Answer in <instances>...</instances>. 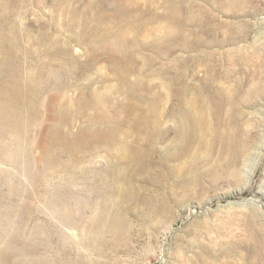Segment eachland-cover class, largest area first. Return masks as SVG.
<instances>
[{
  "label": "rangeland",
  "instance_id": "obj_1",
  "mask_svg": "<svg viewBox=\"0 0 264 264\" xmlns=\"http://www.w3.org/2000/svg\"><path fill=\"white\" fill-rule=\"evenodd\" d=\"M242 7V0H0L9 51L4 57L0 44V83L24 77L13 97L25 120V164L11 161V147L0 150V264H264V2L251 1L248 13ZM197 119L208 144L195 137ZM216 129L237 132L238 148L249 132L246 152L224 150ZM63 143L78 152L48 165L40 159ZM115 166L120 177L133 175L124 196L135 200L122 197L117 248L109 234L103 252L91 255L78 244L90 204L74 195L94 199ZM64 184L80 223L61 231L77 243L62 240L49 215L51 193L65 192ZM18 230L21 239H11Z\"/></svg>",
  "mask_w": 264,
  "mask_h": 264
},
{
  "label": "bare ground",
  "instance_id": "obj_2",
  "mask_svg": "<svg viewBox=\"0 0 264 264\" xmlns=\"http://www.w3.org/2000/svg\"><path fill=\"white\" fill-rule=\"evenodd\" d=\"M16 1V0H15ZM243 1V7H242V11L244 13H248L250 12V8H249V5L251 4V1L253 0H242ZM262 2H264V0H259ZM107 2V1H106ZM16 3V2H15ZM11 5V4H9ZM13 5V4H12ZM258 5V4H257ZM133 6V5H132ZM8 7V6H7ZM101 8V7H100ZM113 8V7H112ZM132 8V7H131ZM10 9V8H9ZM12 9V8H11ZM77 10H80V9H77ZM127 10V9H125ZM124 10V12H125ZM257 10H260L257 8ZM5 11V10H4ZM12 11V10H11ZM6 12V11H5ZM101 12V11H100ZM10 13V12H9ZM87 13V12H86ZM110 13V12H109ZM3 14V13H2ZM7 14V13H6ZM82 14V13H81ZM128 14V13H127ZM146 14V12H145ZM5 15V14H4ZM126 15V14H125ZM78 16V15H77ZM124 16V15H123ZM120 17V16H119ZM83 19V18H82ZM130 19V18H129ZM99 20V19H98ZM111 20V19H110ZM101 21V20H100ZM115 21V20H114ZM113 21V22H114ZM111 22V21H110ZM117 22V21H116ZM123 22V21H122ZM96 24V23H95ZM99 24V23H98ZM124 24V23H123ZM97 25V24H96ZM248 24L245 23L244 26H245V29H246V26ZM121 26V25H120ZM119 26V28H120ZM243 26V25H242ZM91 27V26H89ZM97 27V26H96ZM95 27V28H96ZM248 27V26H247ZM16 28V27H14ZM117 28V27H116ZM244 28V27H243ZM87 29V28H86ZM89 29V28H88ZM94 29V28H93ZM92 30V29H91ZM106 31V30H105ZM113 31V30H112ZM244 31V30H243ZM248 31V30H247ZM31 32V31H30ZM122 32V31H121ZM13 33V32H12ZM84 33V32H83ZM119 33V32H118ZM248 33V32H247ZM30 34V33H29ZM32 34V33H31ZM46 34V33H45ZM48 34V32H47ZM86 34V33H85ZM88 34V33H87ZM248 35V34H247ZM4 36H5V33H4ZM39 36V35H38ZM37 36V38H38ZM45 36V35H44ZM81 36V35H80ZM243 36V35H242ZM247 37V36H246ZM33 38V36H32ZM83 38V36H82ZM111 38V36H110ZM115 38V36H114ZM113 38V39H114ZM233 38V36H232ZM231 38V39H232ZM25 39V38H24ZM39 39V38H38ZM85 39V38H84ZM22 40V39H21ZM51 40V39H50ZM111 40V39H110ZM185 40V39H184ZM40 41V40H39ZM57 41V39H56ZM187 41V40H186ZM37 42V41H36ZM43 42V38H42V41ZM184 42V41H183ZM5 38L3 36L0 37V44L4 45L3 46V49L1 50L2 54H4V57H7L9 51L7 50L5 44ZM24 43V42H23ZM108 43V42H107ZM22 44V43H21ZM64 44V43H63ZM17 45V44H16ZM31 45V44H30ZM43 45V43H42ZM111 45V44H110ZM109 45V46H110ZM38 46V45H37ZM107 46V45H106ZM105 46V47H106ZM112 46V45H111ZM132 46V45H131ZM186 46H187V43H186ZM14 47V46H13ZM34 48V47H33ZM51 48V47H50ZM54 48V46H53ZM58 48V47H57ZM64 48V47H63ZM1 49V48H0ZM109 49V48H108ZM243 49V47H242ZM35 50V49H34ZM58 50V49H57ZM256 50V49H255ZM258 51V50H257ZM49 52V51H48ZM122 52V51H121ZM130 52V51H129ZM15 53V52H14ZM54 53V52H53ZM259 53V52H258ZM261 53V51H260ZM17 54V53H16ZM46 54V53H45ZM43 54V55H45ZM249 54V53H248ZM252 54L253 51H252ZM256 52H255V55L256 56ZM128 55V54H127ZM130 55V54H129ZM251 55V54H249ZM259 55V54H257ZM248 56V55H247ZM1 57V55H0ZM47 57V56H46ZM51 57V56H50ZM65 57V56H64ZM131 57V56H130ZM252 57V56H249L248 59ZM17 58V57H16ZM45 58V57H44ZM261 58V57H260ZM262 60V59H261ZM263 61V60H262ZM51 62V61H50ZM62 63V62H60ZM5 64V62H0V67L1 65ZM52 64V63H51ZM50 64V65H51ZM57 64V63H56ZM72 64V63H70ZM62 65V64H60ZM46 66V65H45ZM73 66V65H72ZM57 67V66H56ZM70 67V66H69ZM54 68V67H53ZM51 69V68H50ZM71 70V69H70ZM47 71V70H46ZM16 73V72H15ZM56 75V74H55ZM68 76V75H67ZM11 77V76H10ZM52 77V75H51ZM6 79V78H4ZM65 79V78H64ZM22 80H24V77L20 74V72H18V75L16 74L15 78H12L10 79L9 81H7L5 84H2L0 83V115L2 117V121H0V150H5L6 148L8 147H11L12 148V157H11V161L13 163H17V164H25V162L23 161L22 159V155L24 154V136H23V133L24 131L22 130V124L25 123V120L23 119V116L21 115V113L19 112V107H20V103L17 104L15 98L13 96H15V91L17 90L18 86L20 85V83L22 82ZM66 80V79H65ZM23 84V83H22ZM24 87V86H23ZM258 89V88H257ZM261 89V88H260ZM99 91V90H98ZM102 92V91H100ZM95 94V93H94ZM198 94V93H197ZM237 94V93H236ZM254 94V93H253ZM252 94V95H253ZM23 95V94H22ZM96 95V94H95ZM94 95V96H95ZM98 97V96H97ZM186 97V96H185ZM188 97V96H187ZM236 97V96H235ZM233 95L231 96H228V100L230 103H233L236 101V99ZM91 98V97H90ZM107 98V97H106ZM25 99V98H24ZM36 99V98H35ZM89 99V98H88ZM104 99V98H103ZM184 99V98H183ZM187 99V98H186ZM196 99V98H195ZM243 99V98H242ZM241 99V100H242ZM105 100V99H104ZM180 100V99H179ZM199 100V99H198ZM211 100V99H210ZM183 101V100H182ZM185 101V100H184ZM201 101V99H200ZM221 101V100H220ZM109 102V101H108ZM180 102V101H179ZM190 102V101H189ZM224 102V101H223ZM242 102V101H241ZM99 105H103V100L102 99H99ZM183 103V102H182ZM226 103V102H225ZM243 103V102H242ZM32 104V103H31ZM94 104V103H93ZM107 104V103H106ZM198 104V103H197ZM200 104V102H199ZM188 105V104H187ZM186 105V106H187ZM191 105V104H190ZM241 105V104H240ZM180 106V104H179ZM185 106V104H184ZM195 106V105H194ZM105 107V106H104ZM189 107V106H188ZM187 107V108H188ZM222 107V106H221ZM201 108V106L199 107ZM25 109V108H24ZM100 109V108H99ZM198 109V108H197ZM206 109V108H204ZM234 109V108H233ZM212 110V109H211ZM217 110V109H216ZM215 110V112H216ZM220 110V109H218ZM197 111V110H196ZM200 112V110H198ZM204 111V110H203ZM202 112V111H201ZM205 112V111H204ZM221 112V111H220ZM223 112V111H222ZM181 113V112H180ZM214 113V112H213ZM218 113V112H216ZM60 114V113H59ZM166 114V113H165ZM197 114V112H196ZM221 114V113H220ZM233 114V113H232ZM111 115V114H110ZM153 115V114H152ZM206 115V113H205ZM210 115V114H209ZM214 115V114H212ZM216 115V114H215ZM224 115V114H223ZM192 116V115H191ZM195 116V115H194ZM193 116V117H194ZM117 117V116H116ZM161 117V116H160ZM197 117V115H196ZM214 117V116H213ZM198 118V117H197ZM224 118V117H222ZM227 118V117H226ZM64 119V118H63ZM67 119V118H66ZM196 119V118H195ZM211 119V118H210ZM214 119V118H213ZM218 119V118H217ZM228 119V118H227ZM233 119V118H232ZM69 120V119H67ZM113 120V119H112ZM208 119H206L207 121ZM3 121L5 122V124H3ZM106 121V120H105ZM193 121V120H192ZM209 121V120H208ZM107 122V121H106ZM161 122V121H160ZM214 122V121H213ZM233 122V121H232ZM192 123V122H191ZM207 123V122H206ZM239 123V122H238ZM108 124V122H107ZM215 124V123H214ZM218 124V123H217ZM221 124V123H219ZM229 124V123H228ZM183 126V125H182ZM185 126V125H184ZM205 126L204 123H203V120L202 119H197V124H196V128L199 129V133L198 135H196L195 137L196 138H199L200 139V142L201 143H204V144H208L206 138L203 140L202 138H204V132H206L205 130L202 129V127ZM238 126V125H236ZM159 127V126H158ZM181 127V126H180ZM192 127V125H191ZM190 127V129H192ZM206 127V126H205ZM217 127V126H215ZM221 127V126H220ZM234 127V126H233ZM232 127V128H233ZM146 128V127H145ZM186 128V127H185ZM209 128V127H207ZM229 128V127H228ZM237 128V127H236ZM239 128V127H238ZM202 129V130H201ZM241 129V128H240ZM50 130V129H49ZM89 130V129H88ZM213 130V129H212ZM217 130V129H216ZM235 130V129H234ZM195 131V130H194ZM192 131V132H194ZM242 131V130H241ZM245 131V130H244ZM50 132V131H49ZM84 132V131H83ZM110 132V131H109ZM216 134L214 138L217 139L216 143L220 144L222 146V148L224 150H230V151H236L238 153L242 152V151H245L246 150V146H247V143L249 142V132H247L246 134H244L243 136V140L241 142V148L237 145L236 143V140L238 139L237 137V132L234 134V136L228 132H221L220 130H217V131H214ZM219 132V133H218ZM240 132V130L238 131ZM58 133V132H57ZM151 133V132H150ZM155 133V132H154ZM181 133V131H180ZM207 133V132H206ZM241 133V132H240ZM71 134V133H70ZM182 134V133H181ZM195 134V133H194ZM63 136H67L66 133L65 134H62ZM168 135V134H167ZM241 135V134H240ZM129 136V135H128ZM138 136V135H137ZM151 136V135H149ZM185 136V135H183ZM7 137H10L11 139V143L9 144V142L6 141V138ZM49 137V135H48ZM153 138V135L151 136ZM167 137V136H166ZM189 137V136H188ZM193 136V138H195ZM240 137V136H239ZM52 138V137H51ZM155 138V137H154ZM153 138V139H154ZM147 139V138H146ZM172 139V138H171ZM208 139V138H207ZM48 140V139H47ZM152 140V139H151ZM176 140V139H175ZM196 139H194L195 141ZM140 141V140H139ZM147 141V140H146ZM166 141V140H165ZM178 141V140H177ZM176 141V142H177ZM182 141V139H181ZM45 143L43 144L44 146L47 144L46 141H44ZM148 142V141H147ZM155 142V141H154ZM240 142V141H239ZM158 143V142H157ZM183 143V142H182ZM194 143H197L198 144V141L197 142H194ZM193 143V144H194ZM200 143V147H201V144ZM215 143V144H216ZM141 144V143H140ZM184 144V143H183ZM79 145V144H78ZM101 145V144H100ZM126 145V144H125ZM142 145V144H141ZM165 145V144H164ZM173 145V144H172ZM182 145V144H181ZM185 145V144H184ZM189 145V144H188ZM43 146V147H44ZM156 146V145H155ZM197 146V145H196ZM199 146V145H198ZM54 147V146H53ZM50 146L46 147V149H44V152H43V157L44 158H40L43 160H47L46 164L48 165L49 164H52L51 161L52 160H58V162H61L64 157H70V156H73L75 155V152H78L77 151V148L71 144V143H67L66 145H64V143L62 144V147L60 148V150H57L55 151L54 148ZM74 147L76 149H74ZM136 147V146H135ZM138 147V146H137ZM143 147V146H142ZM166 147V146H165ZM179 147V146H178ZM185 147V146H184ZM242 147L244 149H242ZM42 148V147H41ZM82 148V147H81ZM121 148V147H120ZM141 148V147H140ZM138 148V149H140ZM146 149V148H145ZM145 149H143L142 151H144ZM153 149V148H152ZM155 149V148H154ZM170 149V148H169ZM197 149V148H196ZM195 149V150H196ZM78 150H79V147H78ZM186 150H189V149H186ZM185 149L183 151H186ZM194 150V151H195ZM214 150V149H213ZM179 151V150H178ZM42 152V151H41ZM81 152V150H80ZM84 152V150H83ZM117 152V151H116ZM138 152V151H137ZM152 152V151H151ZM176 152V151H174ZM196 152V151H195ZM246 152V151H245ZM86 153V152H85ZM90 153V152H89ZM150 153V152H149ZM187 153V151H186ZM146 154V153H145ZM151 154V153H150ZM149 154V155H150ZM185 154V153H184ZM195 154V153H192V155ZM233 154V153H232ZM94 155V154H93ZM84 156V155H83ZM186 156V155H185ZM231 156V155H230ZM233 156V155H232ZM238 156V155H237ZM42 157V156H41ZM117 157V156H116ZM143 157V155H142ZM177 157V156H176ZM179 157V156H178ZM194 157V155H193ZM197 157V156H196ZM240 157V156H239ZM111 158V157H110ZM139 158V157H138ZM149 158V157H148ZM186 158V157H185ZM39 159V160H40ZM73 159V158H72ZM196 159V158H195ZM200 159V158H198ZM76 160V159H75ZM138 160V159H137ZM143 160V159H142ZM182 160V159H181ZM192 160V159H190ZM1 161V160H0ZM37 161V160H36ZM67 161V160H66ZM160 161V160H158ZM173 161V160H172ZM175 161V160H174ZM65 162V161H64ZM63 162V163H64ZM79 162V160H78ZM169 162V161H168ZM137 163H140V162H137ZM149 163V161H148ZM194 163V162H193ZM197 163V162H196ZM62 164V163H60ZM76 164V163H75ZM191 164V163H190ZM137 165V164H135ZM140 165V164H138ZM171 165V164H170ZM169 165V166H170ZM182 165V164H181ZM177 166V165H176ZM88 167H90L88 165ZM106 167V166H104ZM132 167V166H131ZM138 167V166H137ZM143 167V166H142ZM141 167V168H142ZM158 167V166H157ZM191 167V165H190ZM97 168V167H96ZM107 168V167H106ZM147 168V167H146ZM149 168V167H148ZM193 168V167H191ZM39 169V168H38ZM127 169V168H126ZM125 169V171H126ZM180 169V168H179ZM92 170V169H91ZM105 170V169H103ZM109 170V169H108ZM130 170V166L128 167V171ZM79 171V170H78ZM77 171V172H78ZM101 171V170H100ZM124 171V172H125ZM127 171V172H128ZM138 171V170H137ZM146 171V170H145ZM176 171V170H175ZM110 178H107V181L103 182L105 183V188L106 190H102L101 192H95L94 194L96 195L94 199H85L83 198L80 194L78 195H74L76 197L75 199V202L77 204H82V203H88L90 205L89 206V211H90V214L87 216L88 218V228H86L85 230H82L81 231V239H79L78 241V244L79 245H82V248H84V250L88 251L91 255H96V254H100L102 253V249L105 247V245L108 243V242H111V239L109 240L108 236L109 234H112L111 237H114L113 240H115L113 242V245L115 248H117V245H118V240H119V235H120V232L122 231V223L124 221V219L122 218L121 214H120V211H119V207L121 206V201L123 200L122 197H124V201L125 199L128 201V203H133L135 198L130 194L128 195L126 198L124 196V192L125 190L127 191L126 187L124 186L125 184L127 185L128 189H131L132 187V183L133 182V179H132V176L129 178L127 176V174L125 175H121V177L119 176L120 175V170H119V166H115V167H112L110 170ZM132 172V171H131ZM155 172V171H153ZM157 172V171H156ZM185 172V171H184ZM198 172V171H197ZM44 173V172H43ZM101 173H104L101 171ZM138 173V172H137ZM169 173V172H168ZM196 173V172H195ZM105 174V173H104ZM124 174V173H123ZM159 174V173H158ZM197 175V174H195ZM54 176V175H53ZM85 176V175H84ZM93 176V175H92ZM100 176V175H99ZM119 176V178H117ZM173 176V175H172ZM182 176V175H181ZM180 176V177H181ZM89 177V175H88ZM94 177V176H93ZM75 178V177H74ZM87 179V178H86ZM85 179V180H86ZM135 179V178H134ZM82 181V180H81ZM139 181V180H138ZM160 181V180H159ZM174 181V180H173ZM200 181V180H199ZM64 182V181H63ZM166 182V181H165ZM203 182V181H201ZM92 183V182H91ZM95 183V182H94ZM193 183V182H192ZM98 184V183H97ZM183 184V183H182ZM191 184V183H190ZM198 184V183H197ZM51 185V184H49ZM56 185V184H55ZM70 185V184H69ZM172 185V184H171ZM193 185V184H192ZM202 185V184H200ZM90 186V185H89ZM88 186V187H89ZM123 186V187H122ZM68 184H64V188L65 189V192H60V191H56V190H53L52 193H51V205H50V218L51 219H54V222H55V225L56 227L58 228L59 232V236L62 240L64 241H73V242H76L75 240H73L74 238H72V236L70 234H66L64 233V231H61L63 227H66L67 228H76V229H79V223L80 222H77L76 219L74 218V214H73V210L71 209L70 210V207H69V203L72 202V200L70 199L69 197V188H68ZM96 187V186H95ZM100 187V186H99ZM103 186H101L102 188ZM174 187V186H173ZM186 187V186H185ZM203 187V186H202ZM50 188V187H49ZM80 189V188H79ZM83 189V188H82ZM94 188H92L93 190ZM99 189V188H98ZM138 189V188H137ZM182 189V188H181ZM81 190V189H80ZM96 190V188H95ZM179 190V189H178ZM87 191V190H86ZM100 191V190H98ZM174 191V190H173ZM20 192V191H19ZM68 194H67V193ZM81 192V191H80ZM92 192V191H90ZM115 192V193H114ZM137 192V191H136ZM156 192V191H155ZM164 192V191H163ZM166 192V191H165ZM172 192V191H171ZM85 193V192H84ZM127 193H130L129 190ZM126 193V194H127ZM160 193V192H159ZM118 195V197H116L115 195ZM149 194V193H148ZM155 194V193H154ZM90 195V194H89ZM166 195V194H165ZM93 196V195H91ZM136 196V195H135ZM147 196V195H146ZM160 196V194H159ZM57 197H60L62 198V201H57ZM149 197V196H148ZM72 198V197H71ZM92 198V197H91ZM150 198V197H149ZM162 198V197H161ZM164 200V199H163ZM62 203V204H61ZM164 203H160L159 205L157 206H154V213L156 212H161L164 208ZM80 206V205H79ZM132 206V205H131ZM134 207V206H133ZM84 208V207H83ZM87 208V206H86ZM167 209V208H166ZM75 211V210H74ZM82 211V210H81ZM164 212V211H163ZM89 213V212H88ZM152 213V212H151ZM159 214V213H158ZM87 215V214H86ZM84 214V216H86ZM78 217V216H77ZM124 217V216H123ZM163 217V216H162ZM161 217V218H162ZM159 219V218H158ZM84 220V219H83ZM83 224V223H82ZM65 229V228H64ZM211 229V228H210ZM76 232V231H75ZM77 233V232H76ZM79 233V232H78ZM13 238H18V239H21V235H20V230H18L17 234H13L11 239ZM77 238V237H76ZM121 240V239H120ZM12 243V241L9 242V245ZM108 245V244H107ZM112 246V245H111ZM10 247V246H9ZM10 251V250H8ZM21 254H25L26 251L25 250H19ZM30 252H37L36 249L34 250H30ZM2 256V254L0 255ZM33 256V255H32ZM26 260V259H25ZM25 261H23L24 263ZM65 264H91V263H88L87 259H81L79 258V260L77 261H71V262H66Z\"/></svg>",
  "mask_w": 264,
  "mask_h": 264
}]
</instances>
